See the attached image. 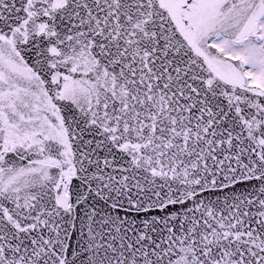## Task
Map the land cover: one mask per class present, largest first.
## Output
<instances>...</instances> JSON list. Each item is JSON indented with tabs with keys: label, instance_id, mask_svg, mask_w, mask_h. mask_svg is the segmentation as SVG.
<instances>
[{
	"label": "snow or ice",
	"instance_id": "obj_1",
	"mask_svg": "<svg viewBox=\"0 0 264 264\" xmlns=\"http://www.w3.org/2000/svg\"><path fill=\"white\" fill-rule=\"evenodd\" d=\"M0 264H264V0H0Z\"/></svg>",
	"mask_w": 264,
	"mask_h": 264
}]
</instances>
